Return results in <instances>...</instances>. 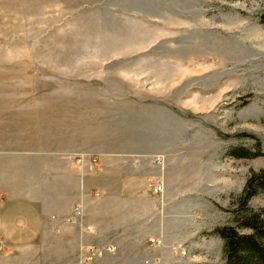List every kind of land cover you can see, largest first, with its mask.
I'll list each match as a JSON object with an SVG mask.
<instances>
[{"label": "rangeland", "instance_id": "rangeland-1", "mask_svg": "<svg viewBox=\"0 0 264 264\" xmlns=\"http://www.w3.org/2000/svg\"><path fill=\"white\" fill-rule=\"evenodd\" d=\"M263 9L0 0V184L46 207L73 205L66 220L93 232L77 256L51 240L36 263L74 264L93 246L87 264H223L214 228L236 224L239 195L264 168ZM69 168L90 172L93 228L76 180L60 173ZM247 206L264 207V191Z\"/></svg>", "mask_w": 264, "mask_h": 264}, {"label": "crops", "instance_id": "crops-1", "mask_svg": "<svg viewBox=\"0 0 264 264\" xmlns=\"http://www.w3.org/2000/svg\"><path fill=\"white\" fill-rule=\"evenodd\" d=\"M102 169L100 166L97 172H103ZM60 173L76 180L74 195L84 202L82 221L84 225L93 228L96 221L91 216L92 196L85 193L89 187L90 172L69 168L62 169ZM10 191L0 184V264H38L39 248L53 247L51 240H60L70 245L76 256L80 245L88 243L89 234L93 232L66 220L73 205L46 207L38 200L14 196Z\"/></svg>", "mask_w": 264, "mask_h": 264}, {"label": "trees", "instance_id": "trees-1", "mask_svg": "<svg viewBox=\"0 0 264 264\" xmlns=\"http://www.w3.org/2000/svg\"><path fill=\"white\" fill-rule=\"evenodd\" d=\"M264 24V9L259 13ZM257 143H260L257 140ZM229 153L239 157H255L262 154L260 147L233 146ZM264 191V168L252 172L239 195V204L248 213L238 216L236 224H223L214 228L223 239V264H264V207L248 210L247 203L258 191ZM244 210V211H245ZM240 228H249L242 231Z\"/></svg>", "mask_w": 264, "mask_h": 264}, {"label": "built area", "instance_id": "built-area-1", "mask_svg": "<svg viewBox=\"0 0 264 264\" xmlns=\"http://www.w3.org/2000/svg\"><path fill=\"white\" fill-rule=\"evenodd\" d=\"M77 160L80 161V162H84V158L81 157V156L78 157ZM134 162L135 163H138L139 161H138V159H135ZM155 162L158 165L162 164V158L158 157L155 160ZM161 189H162V183H157V185L154 187V190L157 193H159L161 191ZM95 194H98V191L97 190H95ZM149 241L153 245L162 244V240L160 238H158V237H155V236L154 237H151L149 239ZM83 252H81L80 258L76 262H74V264H87L88 261H90V259H92L93 256L97 254V250L93 246L88 247L86 249V251L84 253ZM82 254H84V255H82Z\"/></svg>", "mask_w": 264, "mask_h": 264}]
</instances>
